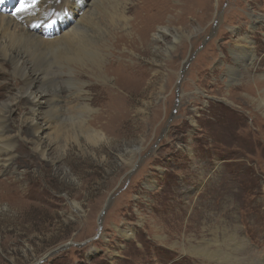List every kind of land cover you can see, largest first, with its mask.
<instances>
[{
  "label": "rangeland",
  "instance_id": "rangeland-1",
  "mask_svg": "<svg viewBox=\"0 0 264 264\" xmlns=\"http://www.w3.org/2000/svg\"><path fill=\"white\" fill-rule=\"evenodd\" d=\"M19 1L30 3L9 0ZM105 2L93 17L111 30L105 70L122 97L111 100L113 119L100 120L106 82L84 76L91 96L83 111L78 84L60 75V147L48 159L17 147L16 174L0 172V264H237L219 256L225 235L245 244L264 236V0ZM91 6L85 0L78 13L89 16ZM159 26L169 30L154 41ZM59 52L36 67L57 66ZM123 62L139 73L123 77L114 70ZM19 78L11 66L0 71V102L18 92ZM14 108L13 135L26 110ZM87 129L106 138L93 147ZM244 219L251 234L241 230Z\"/></svg>",
  "mask_w": 264,
  "mask_h": 264
},
{
  "label": "bare ground",
  "instance_id": "bare-ground-1",
  "mask_svg": "<svg viewBox=\"0 0 264 264\" xmlns=\"http://www.w3.org/2000/svg\"><path fill=\"white\" fill-rule=\"evenodd\" d=\"M28 1L30 3L33 2V0ZM65 1V4L63 3L64 6L60 5L61 7H58L55 5L57 2L54 3L53 0H35L33 7H27L26 10L19 11L23 1H19L20 4H15V2L10 3L9 0L5 3L4 0H0V71H2L5 66H11L13 72L19 75L22 85L18 89V92L11 95L7 101L0 102V172L2 173L16 174L17 157L13 156V152H16L15 149H17V147L22 148L26 145H30L34 150L33 152L37 154V157H44L47 159L53 154V151L60 147L61 138L59 129H61V120L65 115L60 104L64 95L61 94V89H57L60 83V75L62 79L66 80L71 78L78 84L79 99L85 103V105L80 106V110L82 108L83 111L84 109L90 110L87 107V101H85L88 99L90 92L85 89L87 81L84 80V76H92L106 82V85L103 86H105L107 92L103 95V102L100 103L107 108V113H98L100 120H110V117L113 119V116L109 113L111 100L113 97H118L120 99L122 97L116 91V88L119 87L117 84L119 83L113 82L112 86H109L111 75L105 70L107 68L106 66H108V63L105 61V51L107 48L105 41L108 42V38L104 36V33H108L109 37L111 30L99 28L100 26L98 27L96 25L95 18L93 17H97L101 13L97 12V10L99 8L102 11L103 1L110 2L112 0H91L92 6L88 11L89 16L85 13H78V11L82 10L81 8L82 5L85 4V0L76 1L77 5H79L77 10H74L75 3L73 0ZM55 6L57 9H55ZM8 11L10 13H8ZM51 12V17L46 20L44 19L45 21H43L38 28L32 25V27L30 26L32 29H35L34 31L29 29V27L26 29L29 21H32V24L36 23ZM185 17L184 13L178 14V19H185ZM123 19H126L125 16H123ZM123 19L119 18V21ZM53 21H57V23H55L57 29L54 30L53 33L57 30L61 32L67 29L60 37L52 36V30L50 34H46L45 32V25ZM110 23L112 27H119L117 22H115L114 16L110 17ZM132 23L136 26H140V17L136 15ZM70 25L71 27H68ZM132 27L135 28L133 24ZM126 29L127 27L123 26V30L125 31ZM168 30L166 26H159L156 28L153 35L154 41L163 38L168 33ZM128 34L130 33L128 32ZM121 41H123V39ZM59 50L62 51L59 52ZM49 51H58L59 55L57 56V60L61 59V62H59L57 66L47 63L48 65L45 68L38 69L39 67H36L37 61L40 60L43 63V60H46L44 56L46 53L48 55ZM136 65L130 63L125 64L123 62L118 66H114V70L125 77L137 72L139 73V69ZM49 84L55 85V89H50L48 87ZM0 87L3 88L2 86ZM94 88H96V85L92 86L91 92L94 91ZM99 88L101 87L99 86ZM18 103L25 104L26 110L21 116L20 131L13 135L9 132L11 128V115L15 111L14 107ZM90 103L96 104L97 99L92 97ZM81 114L82 112H80V115ZM17 136L18 138L16 139L20 141L23 138L24 141H22L21 144H18L20 143L18 140V143L13 141V138ZM83 136L88 139L90 142L88 143L93 147L95 143L97 144V140L101 141L106 138L101 131L95 129H87L83 133ZM61 159V154H57L56 158L52 157L50 160L53 164L55 162H61ZM16 191L17 190H15V192ZM250 226V223L244 219L243 226H240L243 234H251L252 231ZM230 234L231 233L225 235L222 244L227 246L226 252L224 253L223 250L219 254L222 262L227 258H231L232 261L234 259L237 264H264V236L261 237L257 234L256 237H251L249 243L245 244L241 239L236 241L234 235H231L229 238L228 235ZM234 243L238 245L235 250H232V252H235L236 256L233 255L228 248V246ZM247 244H249V247ZM241 250L245 251L244 258H239ZM215 253V250L213 251L210 249H203L202 251V254L209 256H215ZM231 259L223 263H231Z\"/></svg>",
  "mask_w": 264,
  "mask_h": 264
},
{
  "label": "snow or ice",
  "instance_id": "snow-or-ice-1",
  "mask_svg": "<svg viewBox=\"0 0 264 264\" xmlns=\"http://www.w3.org/2000/svg\"><path fill=\"white\" fill-rule=\"evenodd\" d=\"M34 2H35V0H33L32 3H29V4H27V5L24 4V3H22V4L20 5L19 11H24V10H26L27 7H33V6H34Z\"/></svg>",
  "mask_w": 264,
  "mask_h": 264
}]
</instances>
